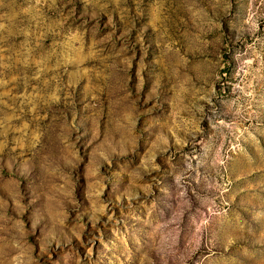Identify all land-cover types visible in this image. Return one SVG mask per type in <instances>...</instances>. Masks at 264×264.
I'll return each instance as SVG.
<instances>
[{
    "label": "rangeland",
    "instance_id": "374dc122",
    "mask_svg": "<svg viewBox=\"0 0 264 264\" xmlns=\"http://www.w3.org/2000/svg\"><path fill=\"white\" fill-rule=\"evenodd\" d=\"M0 264H264V0H0Z\"/></svg>",
    "mask_w": 264,
    "mask_h": 264
}]
</instances>
